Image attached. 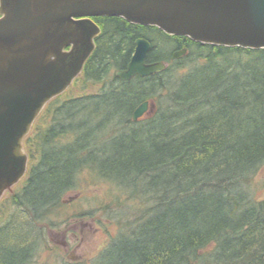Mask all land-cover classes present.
Wrapping results in <instances>:
<instances>
[{"label":"trees","instance_id":"1","mask_svg":"<svg viewBox=\"0 0 264 264\" xmlns=\"http://www.w3.org/2000/svg\"><path fill=\"white\" fill-rule=\"evenodd\" d=\"M94 20L101 33L81 77L101 86L55 98L27 138L28 175L0 224V264H36L33 232L52 225L84 171L145 198L93 264H264V199L247 191L264 165V49ZM140 37L151 42L147 62L169 64L123 81L115 72ZM183 47L188 53L173 61ZM147 100L155 111L134 122Z\"/></svg>","mask_w":264,"mask_h":264},{"label":"water","instance_id":"2","mask_svg":"<svg viewBox=\"0 0 264 264\" xmlns=\"http://www.w3.org/2000/svg\"><path fill=\"white\" fill-rule=\"evenodd\" d=\"M98 16L203 44L264 49V0H0V199L28 170L23 141L37 116L83 73L101 32L92 20ZM150 49L138 38L116 76L128 81L164 71L166 62H147ZM149 105L141 103L133 120Z\"/></svg>","mask_w":264,"mask_h":264},{"label":"rangeland","instance_id":"3","mask_svg":"<svg viewBox=\"0 0 264 264\" xmlns=\"http://www.w3.org/2000/svg\"><path fill=\"white\" fill-rule=\"evenodd\" d=\"M182 49L184 47L176 51ZM185 55L172 60H180ZM167 64L169 63L167 62ZM100 86L86 83L80 76L75 78L71 86L56 98L94 92ZM48 104L37 116L31 131L23 141L24 151L29 160L31 159L27 138L34 134L37 127L42 125L40 119ZM155 107V104L151 103L149 111L140 120H148L155 111ZM27 175L25 174L18 184L6 190L1 197L0 224L10 218L14 210L11 196L21 189ZM247 189L255 199H264V165L249 182ZM124 192L112 181L101 179L90 171H84L80 175L77 188L65 196L59 211L51 216L50 223L52 225L47 226L46 221L44 229L33 232L38 241L35 263L93 264L99 253L110 244L120 230L125 228V223L134 221L142 210L145 200L144 197H141L142 194L133 198L130 195H125Z\"/></svg>","mask_w":264,"mask_h":264},{"label":"flooded vegetation","instance_id":"4","mask_svg":"<svg viewBox=\"0 0 264 264\" xmlns=\"http://www.w3.org/2000/svg\"><path fill=\"white\" fill-rule=\"evenodd\" d=\"M94 18H95V17H93V18H92V19H93V21H95V20H94ZM95 22H96V21H95ZM96 23H97V22H96ZM97 24H98V23H97ZM175 51H176V50H175ZM175 51L173 52V54L175 53Z\"/></svg>","mask_w":264,"mask_h":264}]
</instances>
